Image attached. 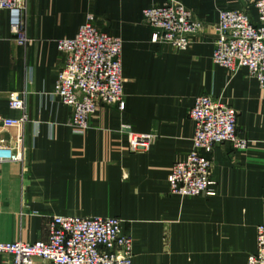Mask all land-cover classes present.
<instances>
[{
    "label": "crops",
    "instance_id": "0c3cea01",
    "mask_svg": "<svg viewBox=\"0 0 264 264\" xmlns=\"http://www.w3.org/2000/svg\"><path fill=\"white\" fill-rule=\"evenodd\" d=\"M168 0H28V35L19 46L8 11H0V113L12 93H24L30 123L24 162L0 163V242L49 238L53 216L117 217L133 234L134 264H248L264 224V88L244 68L230 74L212 60L220 10L247 12L251 0H173L203 22L188 51L152 42L143 21L148 7ZM123 40L125 110L102 105L86 135L67 126L69 110L51 93L64 58L58 41L74 38L87 17ZM223 99L238 112V133L251 144L225 143L212 161L217 195H168L173 165L185 159L195 126L189 117L200 95ZM123 124L150 137L132 152ZM15 130L0 131L12 145ZM0 254V264H11ZM33 264H51L41 258Z\"/></svg>",
    "mask_w": 264,
    "mask_h": 264
},
{
    "label": "built area",
    "instance_id": "2783aa9c",
    "mask_svg": "<svg viewBox=\"0 0 264 264\" xmlns=\"http://www.w3.org/2000/svg\"><path fill=\"white\" fill-rule=\"evenodd\" d=\"M257 23L247 12L220 10L214 42L213 63L230 74L248 69L260 88H264V0H251ZM28 0H0V11L11 17V33L19 46L33 40L28 35ZM143 21L154 32L152 42L169 44L179 51L191 48V37L203 22L195 19L183 4L168 0L162 6L148 7ZM64 58L53 98L69 110L67 126L78 135H86L102 105L125 110L123 40L103 31L96 17L89 15L77 35L61 39L57 45ZM11 110L21 116L10 118L0 113V131L15 130L12 145L0 141V163L24 162V129L30 118L26 112L24 93H12ZM195 126L192 146L187 157L176 162L168 176V195L180 199L217 195L211 154L215 147L230 143L239 152L249 149L251 142L238 133V112L223 99L204 94L195 99L190 109ZM129 149H147L150 137L134 133L123 124ZM135 239L124 231V221L117 217L53 216L46 241L1 243L0 254L9 255L11 264H33L41 258L51 264H134ZM248 264H264V224L257 227V252L248 257Z\"/></svg>",
    "mask_w": 264,
    "mask_h": 264
}]
</instances>
